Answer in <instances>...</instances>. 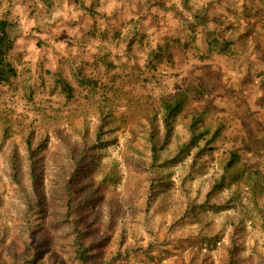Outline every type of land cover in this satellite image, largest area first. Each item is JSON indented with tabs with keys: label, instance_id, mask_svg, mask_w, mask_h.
I'll return each mask as SVG.
<instances>
[{
	"label": "rangeland",
	"instance_id": "1",
	"mask_svg": "<svg viewBox=\"0 0 264 264\" xmlns=\"http://www.w3.org/2000/svg\"><path fill=\"white\" fill-rule=\"evenodd\" d=\"M143 1L0 0V18L21 33L8 57L16 76L0 85L2 260L12 262L16 246L20 264H79L74 221L63 216V184L72 155L88 152L95 201L75 217L98 240L89 264H264V219L252 208L249 187L258 183L264 215V150L247 157L240 149L242 161L223 168L236 141L254 142L263 132L260 78H248L247 89L230 97L221 76L226 62L210 53L204 31L186 27L190 13L176 6L180 19L166 12L151 19ZM158 48L153 67L147 56ZM56 74L72 87L70 98ZM187 87L193 94L164 142L159 100ZM192 119L196 132L215 134L209 149L204 138L190 144ZM148 130L159 149L156 163ZM231 250L233 261L223 255Z\"/></svg>",
	"mask_w": 264,
	"mask_h": 264
},
{
	"label": "trees",
	"instance_id": "2",
	"mask_svg": "<svg viewBox=\"0 0 264 264\" xmlns=\"http://www.w3.org/2000/svg\"><path fill=\"white\" fill-rule=\"evenodd\" d=\"M143 2L148 4L146 7L151 11L148 16L151 19H157L155 13L159 15L160 12H162V15L164 12L170 13V16H177L180 19L179 13L182 12L176 6H180L182 10L190 13L191 22H187L189 24L186 27L188 29L198 27L201 31H204L208 36L206 45L210 53L215 56H222V59L226 62L221 76L225 80V91L228 92L229 96L234 97L235 95L233 94L235 92L239 93L241 90L247 89L245 88V82L253 76L257 79L260 78L258 88H260L261 95H263L261 99L264 101V0H146ZM143 2H141L140 10L144 9ZM78 5L90 16L95 15L91 7H86L83 2L79 1ZM152 6L156 7L152 8ZM157 8L159 10L153 11V9ZM181 19L184 18L182 17ZM20 36L19 27L15 22L9 21L6 18H0V85L8 83L16 76V71L9 62L8 57ZM37 44L40 45L39 42ZM163 46H166V44ZM159 49L154 52L155 54L152 57L151 55L147 56L150 58L153 67L160 61L158 57L163 53ZM165 59L168 58L166 57ZM215 74L218 75L217 72ZM53 76L56 77L54 80L55 84H59L61 91L66 97L70 98L72 87L64 80L61 82L58 74ZM201 85L203 86L202 83ZM190 87L192 88V86ZM234 88L238 90L235 91ZM192 94L193 90L187 87L184 90H179L176 94L159 100L158 113L164 129V142L170 136L172 125L180 118L184 105ZM226 103L227 108L223 106L224 111L231 107L230 101H226ZM196 127L197 120L192 119L187 126L190 144L196 143L200 138H204V148L209 149L208 146L211 144V140L216 137L215 134L212 133L208 137V132L198 133L196 132ZM148 132L147 139L150 143L151 158L153 163H156L159 149H157L154 143V131L148 130ZM252 139L250 137L247 139L248 141H236L232 145L233 147L231 146V150L224 152V172L234 169L242 161L240 149L249 153H245L247 157L255 156L254 152L259 150V147H261L262 151L264 150V128L263 132L255 138L254 142ZM26 146L28 159L33 168L35 157L30 139L26 140ZM185 149L186 145L182 146L176 156H180ZM202 149L199 150L198 148V153H202L204 151ZM72 156L71 163H73V170L63 184V216L68 222L74 221L72 222L71 235L76 259L79 264H89L90 260L95 257L92 250L98 245V240L90 239L95 232L93 230L88 231V228L91 227L89 224H80L75 217V213L81 207H84L85 203L87 204L88 202L90 204L95 201V196L92 194L90 188L95 162L88 152H79L77 155ZM154 166L155 164H153ZM17 170V166L13 163L12 177L16 183L19 181ZM254 172L257 173V169ZM221 179L225 180V177L222 176ZM221 179L220 181H222ZM220 185V182H217L214 187L217 188ZM249 187L251 188L250 200L252 208L264 219L263 210L260 207L257 196L259 190L258 183H252ZM150 192H153V188H150ZM94 221L96 220L94 219ZM11 249L12 251L9 249V253L13 257L12 262H6L0 258V264H20V262H23L21 261L22 258H20L22 257V249L16 246H12ZM229 252L225 253L224 251V258H229L230 261H233V251ZM229 264L231 263L229 262Z\"/></svg>",
	"mask_w": 264,
	"mask_h": 264
}]
</instances>
